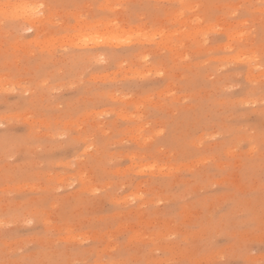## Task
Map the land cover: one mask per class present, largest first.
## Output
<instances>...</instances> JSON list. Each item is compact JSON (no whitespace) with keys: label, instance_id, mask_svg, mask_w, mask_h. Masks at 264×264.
<instances>
[{"label":"rangeland","instance_id":"obj_1","mask_svg":"<svg viewBox=\"0 0 264 264\" xmlns=\"http://www.w3.org/2000/svg\"><path fill=\"white\" fill-rule=\"evenodd\" d=\"M0 6V264H264V0Z\"/></svg>","mask_w":264,"mask_h":264},{"label":"bare ground","instance_id":"obj_2","mask_svg":"<svg viewBox=\"0 0 264 264\" xmlns=\"http://www.w3.org/2000/svg\"><path fill=\"white\" fill-rule=\"evenodd\" d=\"M17 1H19V0H17ZM10 3V2H9ZM14 3V2H13ZM23 5V6H21V5ZM13 5V8H14V10H13V8H12V10L14 11V12H17V13H19V11H20V13H19V16H22L24 19H25V23H29V25H30V27H34L35 26V24H34V17H33V13H35V12H33V13H29L28 12V3L26 4V3H24V2H16V3H14V4H12ZM30 6V5H29ZM1 7V6H0ZM1 9H2V7H1ZM31 11V10H30ZM4 13H6L5 12V10L3 11ZM32 12V11H31ZM16 13V14H17ZM35 15V14H34ZM35 21H37V20H35ZM23 24H24V22H23ZM26 25V24H25ZM192 34H194L193 32H191ZM196 33V32H195ZM191 35V34H190ZM89 40V39H88ZM100 41V40H99ZM98 41V42H99ZM96 44V43H95ZM94 44V45H95ZM150 166V165H149ZM159 169V168H158ZM71 238V237H70ZM96 260V259H95Z\"/></svg>","mask_w":264,"mask_h":264}]
</instances>
